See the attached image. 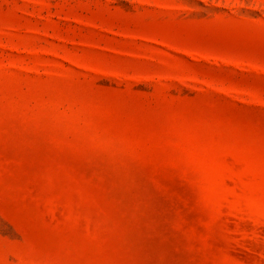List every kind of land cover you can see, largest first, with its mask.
I'll use <instances>...</instances> for the list:
<instances>
[{"label":"rangeland","instance_id":"374dc122","mask_svg":"<svg viewBox=\"0 0 264 264\" xmlns=\"http://www.w3.org/2000/svg\"><path fill=\"white\" fill-rule=\"evenodd\" d=\"M0 264H264V0H0Z\"/></svg>","mask_w":264,"mask_h":264}]
</instances>
